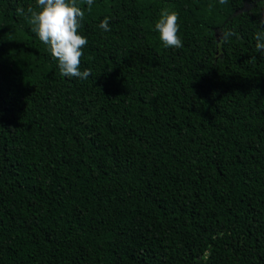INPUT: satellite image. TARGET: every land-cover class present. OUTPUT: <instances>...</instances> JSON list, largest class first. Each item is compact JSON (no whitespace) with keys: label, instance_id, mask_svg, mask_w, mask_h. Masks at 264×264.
<instances>
[{"label":"trees","instance_id":"1","mask_svg":"<svg viewBox=\"0 0 264 264\" xmlns=\"http://www.w3.org/2000/svg\"><path fill=\"white\" fill-rule=\"evenodd\" d=\"M77 5L87 79L0 0V264H264V0Z\"/></svg>","mask_w":264,"mask_h":264},{"label":"clouds","instance_id":"2","mask_svg":"<svg viewBox=\"0 0 264 264\" xmlns=\"http://www.w3.org/2000/svg\"><path fill=\"white\" fill-rule=\"evenodd\" d=\"M37 8L27 10L33 32L40 41L47 46L51 56L57 60L62 76L87 79L91 70L85 68L80 70L83 49L87 46L86 37L79 34L81 21L85 12L77 5V0H36ZM94 0H85L90 11ZM220 4L227 0H219ZM18 13L24 9L18 8ZM179 16L176 11L168 8L162 9L159 18L154 22V31L158 34L160 42L166 48H182V40L178 35ZM259 23L264 25V14L260 15ZM104 31H110L109 17H105L99 24ZM233 31H223L221 42H226L235 36ZM255 48L264 54V31L255 34Z\"/></svg>","mask_w":264,"mask_h":264}]
</instances>
